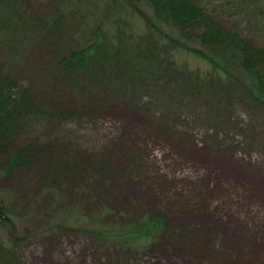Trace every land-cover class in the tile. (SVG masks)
Wrapping results in <instances>:
<instances>
[{
	"label": "rangeland",
	"instance_id": "rangeland-1",
	"mask_svg": "<svg viewBox=\"0 0 264 264\" xmlns=\"http://www.w3.org/2000/svg\"><path fill=\"white\" fill-rule=\"evenodd\" d=\"M66 1L59 25L41 24ZM196 1L212 16L215 0ZM241 1L264 17V0ZM98 4L18 0L25 34L41 37L0 96V122L13 114L0 151V264H264V105L234 81L196 83L207 64L153 44L170 27L148 30L135 11L112 12L126 17L119 42L95 67L60 75L62 56L97 38L92 19L112 22ZM251 29L225 32L254 48ZM196 30L177 45L201 47ZM26 91L36 109H19ZM20 154L27 163L13 167Z\"/></svg>",
	"mask_w": 264,
	"mask_h": 264
},
{
	"label": "trees",
	"instance_id": "trees-1",
	"mask_svg": "<svg viewBox=\"0 0 264 264\" xmlns=\"http://www.w3.org/2000/svg\"><path fill=\"white\" fill-rule=\"evenodd\" d=\"M215 1L217 6L215 5L216 7L211 8L212 16H208L207 14L211 13L208 11L205 13L204 9L196 3V0H133L134 3H131L130 0H95L102 8L99 10L102 14L106 11L111 15L112 12L118 10H123L124 14L137 12V16L141 20L143 19V23L146 24L144 26L148 30L156 28L160 23H165L170 27L172 34L163 35L160 32L162 37L153 44L185 49L197 59L204 61L208 66V71L199 74L196 83L199 80L204 84L205 82H212L213 77L223 85L228 86L234 81V85L231 88L232 91L237 87L240 96H248L255 103L264 105L263 14H260L262 17H259L258 14H251V9L258 10V8L247 6L241 0H227L223 3L218 2L219 0ZM142 3V8L146 7L148 15L144 14L138 7V4L141 6ZM70 4L71 1L62 3L63 7L61 10L58 9L56 16L50 17L46 21H40L41 24L50 23L49 25H53V27L59 25L66 14L65 12L70 11ZM118 4L120 8H118ZM17 5L18 0H0V61L2 65V69L0 67V96L2 92L7 91L6 88L9 90L15 86L12 83L15 81L13 75H17L15 71L19 70L17 67H20L22 52H30L32 49H37L41 37L38 34L34 35V32L25 34L22 18L24 16L17 10ZM237 5L241 7V11L234 13ZM232 6L235 7L233 11ZM124 14L120 15L118 12L115 15H111L109 18L113 20L105 26V29L97 28V20L92 19L95 22L93 27L98 29L97 38L81 48L72 49L64 54L59 61L61 66L59 74L64 76L66 73L74 72V78L78 79L80 74L86 70V67L91 65L95 67V63L99 59V56H97L98 52L102 51L103 48L106 51L114 49L116 41L119 42V20L126 18ZM234 19L238 20V22L235 23ZM98 20L100 19L98 18ZM237 23H240V26L252 27L251 30L256 32L258 39H260V44H254V48H250L251 45L246 46L236 34L225 32L226 29L230 28L234 30ZM258 25L259 28L261 27L260 29ZM88 26L89 24L84 25L85 36L87 34L89 36L92 35L90 31L92 27ZM194 29L201 32L199 35L201 47L182 48L178 46L179 34ZM235 31L233 32L235 33ZM33 36H36L37 39L31 44L30 41ZM27 46L29 49L26 50ZM30 100L31 98L26 91L24 100L19 103V109L24 106H33L32 108L36 109V106ZM10 117L11 120H8ZM12 120V113L8 115V118H1L0 151L4 148L3 142L8 141L12 137V127L7 131V128H9L8 124ZM4 121L6 122L3 123ZM16 160L19 164H14L15 166L13 165V167L21 164L25 165L28 157L20 154L15 156L12 162ZM11 165L12 163H10L8 168ZM6 170L11 169L6 167Z\"/></svg>",
	"mask_w": 264,
	"mask_h": 264
}]
</instances>
